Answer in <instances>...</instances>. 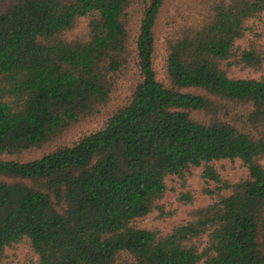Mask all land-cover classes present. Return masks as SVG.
Returning a JSON list of instances; mask_svg holds the SVG:
<instances>
[{"label":"trees","instance_id":"obj_1","mask_svg":"<svg viewBox=\"0 0 264 264\" xmlns=\"http://www.w3.org/2000/svg\"><path fill=\"white\" fill-rule=\"evenodd\" d=\"M169 1L0 0V262L26 245L36 264H264V0H200L159 78ZM234 160L247 176L230 183L213 164ZM197 169L209 204L164 235L134 225L171 215L167 178L193 205Z\"/></svg>","mask_w":264,"mask_h":264},{"label":"rangeland","instance_id":"obj_2","mask_svg":"<svg viewBox=\"0 0 264 264\" xmlns=\"http://www.w3.org/2000/svg\"><path fill=\"white\" fill-rule=\"evenodd\" d=\"M200 0H171L166 5L158 23L157 29V48L154 57V66L158 77H163V67L167 55L166 41L180 27L189 25L197 21L199 12L202 10ZM201 8V9H200ZM86 21L82 20L79 26L70 35L82 33L85 29ZM239 76H246L239 75ZM130 81L120 80L118 88L111 99L110 109L122 104L129 94ZM103 125V118L97 117L90 119L73 128L69 133L63 136L59 141L48 144L43 150H36L25 154L22 160H31L39 157L42 153L55 147L56 144L69 145L78 141L81 137L100 129ZM264 164V160L261 161ZM214 168L218 174L230 183H236L243 180L247 176V170L239 160L215 162ZM201 169L193 171L192 175L187 179L188 189L194 192L196 201L193 205L183 206L176 201V194L171 192L172 188L177 187L175 177L167 178L165 183L168 188L164 199L160 204L164 205L165 211L169 214L165 219L158 218L157 213H152L147 217L137 220L134 225L140 229H155L161 234H167L171 228L186 219L187 214L194 208L204 207L210 203V199L200 195L202 189V181L200 180ZM7 259L0 264H36V257L32 256L26 245L18 248V250H6ZM32 262H31V261Z\"/></svg>","mask_w":264,"mask_h":264}]
</instances>
